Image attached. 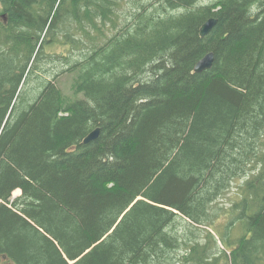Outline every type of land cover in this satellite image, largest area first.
<instances>
[{
    "label": "trees",
    "instance_id": "obj_1",
    "mask_svg": "<svg viewBox=\"0 0 264 264\" xmlns=\"http://www.w3.org/2000/svg\"><path fill=\"white\" fill-rule=\"evenodd\" d=\"M204 1L0 0V263L264 264V0Z\"/></svg>",
    "mask_w": 264,
    "mask_h": 264
},
{
    "label": "rangeland",
    "instance_id": "obj_2",
    "mask_svg": "<svg viewBox=\"0 0 264 264\" xmlns=\"http://www.w3.org/2000/svg\"><path fill=\"white\" fill-rule=\"evenodd\" d=\"M204 2H208V0H205ZM127 3L128 4L123 8L124 13H126L128 11V9L131 8V3L129 2V0H127ZM3 17L5 18V16H3ZM2 20L4 22H6V18L5 19L2 18ZM58 50L60 52H63L62 48H58ZM60 67H61V65L58 62L52 63V62L47 61V62L42 63V69H44L46 71L57 70V69H60ZM71 80H72L71 75H63L58 79L57 85L67 95L71 94V89H70ZM30 86H32V84ZM247 174H246V176H247ZM246 176L233 180L230 184V187L226 191H224L223 195L214 203L215 208L219 209L221 214H223V212H225L231 206V203H233V201L237 198V193L239 192V186L243 185V183L246 179ZM19 195H20L19 192L18 193L14 192L13 198L15 199ZM225 220H226V217H220L216 223L217 226L219 225V223H222ZM183 229H184L183 225L178 226L179 234L184 236V238H186V235H184ZM201 229L207 230V228H201ZM216 238H217L216 240H217V245L219 246V249L224 250V247L222 246L220 240L218 239V237H216ZM197 240H199V242H201V243H205L206 242L205 233L200 232L199 236L197 237ZM187 243L189 244L191 242H187ZM184 249H185V246H182L179 248V250H177L173 254L175 256V258L178 260L176 262V264H183V263L179 262V260L182 257V253L184 252ZM0 264H5V263H0Z\"/></svg>",
    "mask_w": 264,
    "mask_h": 264
},
{
    "label": "water",
    "instance_id": "obj_3",
    "mask_svg": "<svg viewBox=\"0 0 264 264\" xmlns=\"http://www.w3.org/2000/svg\"><path fill=\"white\" fill-rule=\"evenodd\" d=\"M3 19H5L4 17H2ZM217 20L214 18H210L208 20H206L199 31L200 37L204 38L205 36H207L215 27ZM214 63V54L212 52L207 53L202 59H200L194 67V73H201L203 71H207L209 69L212 68ZM99 135V129H95L92 132H90L88 134V136L84 139V144H87L91 141H94L95 139H97ZM139 199V198H138ZM136 199V201L138 200Z\"/></svg>",
    "mask_w": 264,
    "mask_h": 264
}]
</instances>
